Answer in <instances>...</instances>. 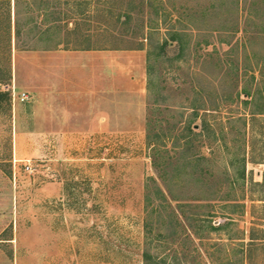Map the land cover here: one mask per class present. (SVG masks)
<instances>
[{"label":"rangeland","instance_id":"rangeland-1","mask_svg":"<svg viewBox=\"0 0 264 264\" xmlns=\"http://www.w3.org/2000/svg\"><path fill=\"white\" fill-rule=\"evenodd\" d=\"M45 2L42 40L0 2V264H264V0Z\"/></svg>","mask_w":264,"mask_h":264},{"label":"crops","instance_id":"crops-1","mask_svg":"<svg viewBox=\"0 0 264 264\" xmlns=\"http://www.w3.org/2000/svg\"><path fill=\"white\" fill-rule=\"evenodd\" d=\"M86 54H88L86 51H76L65 57L67 61L56 62L52 67L53 83L58 87L55 90V98L56 101L62 102L57 113H60L63 122L71 116L89 117V119L100 116V112H95L89 100L94 92L90 88L93 89L95 85V74L93 65L81 60ZM48 68L50 66L46 64V70Z\"/></svg>","mask_w":264,"mask_h":264},{"label":"trees","instance_id":"trees-1","mask_svg":"<svg viewBox=\"0 0 264 264\" xmlns=\"http://www.w3.org/2000/svg\"><path fill=\"white\" fill-rule=\"evenodd\" d=\"M45 1H47V0H0V2H2V4L8 5L7 6V12H6L8 28H9V23H10V14H12L14 39H17L19 36L18 21H19L20 12H21L19 10V6L23 4L24 8H25L24 9L25 13L28 15L26 23L31 24L28 31L31 32V31L36 30V32H38L37 33L38 34L37 40H42V35H45L43 33H47L46 32L47 30H45L44 32H40L36 27V24L34 22V17L32 15H35L36 17L41 16L39 14L40 10H43L44 8H46L48 6V2H45ZM10 4H11V6H10ZM48 38L50 39V36H48L47 39ZM171 39H172V37H170V40ZM143 229H144L145 242L147 244L149 242L147 234H148V236L150 234V228H149V224H147V222L144 223ZM148 245H149V243H148ZM142 264H158V262H155L154 258L149 254L147 248H146V250H144L142 252Z\"/></svg>","mask_w":264,"mask_h":264}]
</instances>
